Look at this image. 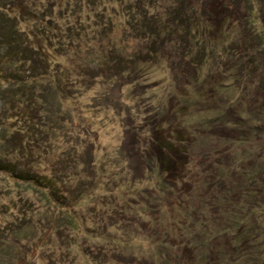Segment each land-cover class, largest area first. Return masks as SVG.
<instances>
[{
  "label": "rangeland",
  "instance_id": "rangeland-1",
  "mask_svg": "<svg viewBox=\"0 0 264 264\" xmlns=\"http://www.w3.org/2000/svg\"><path fill=\"white\" fill-rule=\"evenodd\" d=\"M136 1L0 0L47 66L0 83L4 158L68 180L62 207L0 173V264H264V0L146 2L159 38Z\"/></svg>",
  "mask_w": 264,
  "mask_h": 264
},
{
  "label": "trees",
  "instance_id": "trees-1",
  "mask_svg": "<svg viewBox=\"0 0 264 264\" xmlns=\"http://www.w3.org/2000/svg\"><path fill=\"white\" fill-rule=\"evenodd\" d=\"M146 2L150 4V7L153 4V0L136 1L137 3L136 7L140 9V13L142 15V18L138 24V28H139L138 31L141 34L144 33L146 37L148 36L147 34L153 33L154 36H158L159 38L161 36L160 29H158L157 23H155V26L152 24V20L150 19V13L148 12L149 6H147L148 4ZM125 3L127 4V2ZM133 3L135 2H132V4ZM174 15L181 16L179 11L175 12ZM182 17L183 16H181V19ZM5 41H6L5 35L0 34V46L6 49V52L0 54L1 58L5 60L1 62L7 63L9 67L6 70L0 69V83L2 86L7 85V89L9 88V91L11 93L14 92L17 88L21 89L20 87L21 84L26 85L29 81L33 82V80L36 77H38V74L36 73L37 65L42 66L43 68H47V66L45 64L46 61L44 60L41 49L32 47L30 49L24 48L25 49L24 50L23 48H21L18 38L12 42H8L7 45ZM152 41L157 42V38L152 39ZM15 52L17 54H19V52L20 54L25 53L26 55L25 59L24 58L20 59L18 55L17 56L13 55ZM115 54H118L117 50H115ZM11 57H16V58H11ZM17 64L23 66L27 64L29 65H27L24 71H20L19 68L17 70L15 69V66ZM47 75H49L48 72H41V74H39V76H44V77ZM1 89L2 87L0 88V91ZM45 94L46 93H44L43 94L44 97L43 96L42 97L46 101L47 97L45 96ZM0 96L2 95L0 94ZM1 98L2 97H0V100ZM19 103H20L19 99L14 100L13 98L11 99L9 97L6 102L8 109L10 110L14 108V105H19ZM3 119L4 117H2V120ZM0 126L3 129V131L0 132V173L5 172L7 178L9 180H12L14 183L18 185L27 184L28 190H32L34 192H42L44 197L48 201L55 204L57 202L58 204H61L62 207H67L68 200L62 196L64 192H62L63 189L61 187L64 185H66L67 187L68 180L62 179L57 181V178L50 174L40 173L39 171L33 170L30 167L24 168L22 164L17 162V160L4 158L3 151L5 148H9V150L13 149V152H16L18 148L22 147L21 143L19 144V140H18L21 137V131L18 129L16 130L11 126H9V124L5 119L2 122H0ZM165 149L168 152V157L163 159L162 163L165 165V167H168L173 163V160L169 157L170 156L169 150H176V146H174L173 142L168 141Z\"/></svg>",
  "mask_w": 264,
  "mask_h": 264
}]
</instances>
